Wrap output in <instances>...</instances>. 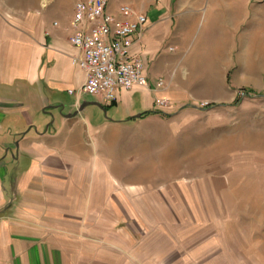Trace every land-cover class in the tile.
Returning <instances> with one entry per match:
<instances>
[{
    "label": "rangeland",
    "instance_id": "obj_1",
    "mask_svg": "<svg viewBox=\"0 0 264 264\" xmlns=\"http://www.w3.org/2000/svg\"><path fill=\"white\" fill-rule=\"evenodd\" d=\"M166 1L197 19L192 38L170 31L155 66L164 87L188 81L184 99L143 117L101 102L67 119L77 95L65 92L63 108L34 115L56 133L45 140L59 172L39 187L55 204L53 264H264V0ZM53 3L0 0L3 68L10 49L36 68L52 32L68 33Z\"/></svg>",
    "mask_w": 264,
    "mask_h": 264
},
{
    "label": "crops",
    "instance_id": "obj_2",
    "mask_svg": "<svg viewBox=\"0 0 264 264\" xmlns=\"http://www.w3.org/2000/svg\"><path fill=\"white\" fill-rule=\"evenodd\" d=\"M64 2L65 8L59 13L58 1L54 0V13L68 33L63 29L52 32V45L48 51L41 53L36 68L35 64L29 63V55L25 56L28 50L22 54L19 50L3 51L9 53L8 57L11 53L12 59L6 68L0 64V264H53L50 259L53 235L49 231L53 229L55 221V204L51 205L50 193L43 192L39 187L49 188L48 181L56 178L59 172L55 166L58 158L54 156L51 159L49 156L56 148L45 140L56 133L51 123L45 128L49 117L37 126L34 115L41 109L46 111L45 108H63L64 105L56 100L57 94L67 92L77 95L69 91H78L86 80L85 72L72 62V57L79 52L70 43L75 0ZM118 2L120 0H109L110 10L117 15ZM137 7L136 11L148 16V23L135 36L132 50L143 58L148 76L156 83L160 73L155 66L161 64L159 52L168 34L177 28L192 38L197 19L186 14L178 15V12L171 13V4L166 0L153 7ZM183 22L187 24L184 27ZM19 40L25 43V37ZM30 44L33 45L32 42ZM14 53H17V58L13 56ZM1 57L2 50L0 60ZM184 82L186 84L178 86L176 83L173 87L155 85V88L121 89L111 104H124L129 112L133 111L131 113H158L165 110L157 107L159 98L169 99L172 103L185 98L183 92L186 91L183 89L188 86V81ZM86 97L77 95L69 111H76ZM93 98L107 103L101 96ZM37 127H40L38 132ZM52 161L55 167H52Z\"/></svg>",
    "mask_w": 264,
    "mask_h": 264
},
{
    "label": "built area",
    "instance_id": "obj_3",
    "mask_svg": "<svg viewBox=\"0 0 264 264\" xmlns=\"http://www.w3.org/2000/svg\"><path fill=\"white\" fill-rule=\"evenodd\" d=\"M148 23V16L138 12L130 4H123L118 15L109 8V0H80L75 4L71 22L73 33L70 43L78 49L72 57L86 80L78 91L70 90L79 97L101 96L111 103L119 90L136 87H164L165 80L153 83L146 72L143 58L133 53L135 36ZM169 99L159 98V109H171Z\"/></svg>",
    "mask_w": 264,
    "mask_h": 264
},
{
    "label": "water",
    "instance_id": "obj_4",
    "mask_svg": "<svg viewBox=\"0 0 264 264\" xmlns=\"http://www.w3.org/2000/svg\"><path fill=\"white\" fill-rule=\"evenodd\" d=\"M88 105H97L103 109L105 107L101 102H99L97 100H84L76 111H74L73 113H69L68 115H65V116L67 118L75 117V116L79 115ZM61 112H62V110L60 111V113ZM142 116H143L142 112L135 115V117H142Z\"/></svg>",
    "mask_w": 264,
    "mask_h": 264
},
{
    "label": "trees",
    "instance_id": "obj_5",
    "mask_svg": "<svg viewBox=\"0 0 264 264\" xmlns=\"http://www.w3.org/2000/svg\"><path fill=\"white\" fill-rule=\"evenodd\" d=\"M111 105H113V103H112ZM155 113H157V112H155ZM148 114H150V112H144V113H143V116H146V115H148ZM143 116H142V117H143Z\"/></svg>",
    "mask_w": 264,
    "mask_h": 264
}]
</instances>
